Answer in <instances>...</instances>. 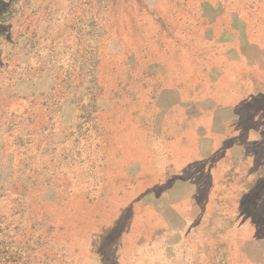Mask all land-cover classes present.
Here are the masks:
<instances>
[{
  "label": "rangeland",
  "instance_id": "374dc122",
  "mask_svg": "<svg viewBox=\"0 0 264 264\" xmlns=\"http://www.w3.org/2000/svg\"><path fill=\"white\" fill-rule=\"evenodd\" d=\"M91 5H104L106 20L118 19L119 31L111 36L122 40L109 37L99 60H86L80 51L84 11ZM202 6L239 15L259 5L0 0V264H264V229L244 225L247 215L264 223V212L250 211L264 208V179L249 182L243 196L245 181L230 180L220 208H231L232 220L218 216L215 233L211 228L199 243L177 245L167 235L162 241L160 217L139 218L134 211V201L151 190L141 177L161 166V156L129 116L137 108L121 79L125 57L149 54L176 70L185 47L202 39ZM63 14L67 35L52 30ZM259 32L264 35L263 26ZM60 58L57 76L69 77L73 87L52 98V59ZM262 152L264 145L255 161Z\"/></svg>",
  "mask_w": 264,
  "mask_h": 264
},
{
  "label": "crops",
  "instance_id": "0c3cea01",
  "mask_svg": "<svg viewBox=\"0 0 264 264\" xmlns=\"http://www.w3.org/2000/svg\"><path fill=\"white\" fill-rule=\"evenodd\" d=\"M239 2L259 6L254 13L247 9L239 15L207 12L205 6L199 9V18L205 20L202 39L197 46L185 47L176 70L168 71L149 54L137 59L130 52L125 57L121 79L137 108L129 116L136 118L133 125L144 132L147 143H157L161 156V166L141 177L151 190L134 201V211L139 218L148 214L160 217L162 241L166 235L167 242L177 245L210 237L218 216L232 220L231 208H220L221 193L232 189L229 181H245V192H240L243 196L249 192V182L264 179L259 174L264 153L254 159L264 145V35L259 32L264 23L258 22L264 20V0ZM92 5L84 11L81 39L85 44L80 51L86 60L95 56L99 60L111 33L120 27L114 15L106 20L104 5ZM67 18L63 14L52 30L67 35ZM120 36L113 35L112 41L121 40ZM60 60L52 59V82H48L52 93H47L52 98L62 95L64 86L65 90L68 85L73 87L69 77L57 76L64 62ZM138 62L142 70L137 69ZM250 211L264 212V208ZM244 221L248 228L264 229V223L252 216L247 215ZM173 235L176 241L169 240ZM260 235L264 240V230Z\"/></svg>",
  "mask_w": 264,
  "mask_h": 264
}]
</instances>
